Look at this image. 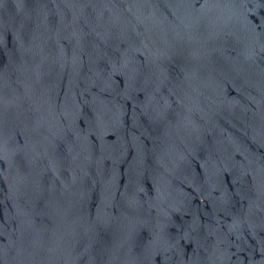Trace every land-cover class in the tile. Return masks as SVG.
<instances>
[{
	"label": "water",
	"instance_id": "1",
	"mask_svg": "<svg viewBox=\"0 0 264 264\" xmlns=\"http://www.w3.org/2000/svg\"><path fill=\"white\" fill-rule=\"evenodd\" d=\"M0 264H264V0H0Z\"/></svg>",
	"mask_w": 264,
	"mask_h": 264
}]
</instances>
